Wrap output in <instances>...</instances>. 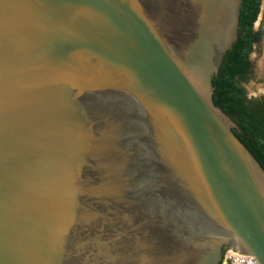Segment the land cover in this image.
<instances>
[{
	"label": "water",
	"instance_id": "1",
	"mask_svg": "<svg viewBox=\"0 0 264 264\" xmlns=\"http://www.w3.org/2000/svg\"><path fill=\"white\" fill-rule=\"evenodd\" d=\"M242 3L0 0V264H264V167L213 99Z\"/></svg>",
	"mask_w": 264,
	"mask_h": 264
},
{
	"label": "trees",
	"instance_id": "2",
	"mask_svg": "<svg viewBox=\"0 0 264 264\" xmlns=\"http://www.w3.org/2000/svg\"><path fill=\"white\" fill-rule=\"evenodd\" d=\"M262 4L263 0H243L238 38L225 53L212 85L215 104L237 123L235 132L264 167V98H249L246 88L252 74L251 53L263 36L262 27L255 30Z\"/></svg>",
	"mask_w": 264,
	"mask_h": 264
},
{
	"label": "rangeland",
	"instance_id": "3",
	"mask_svg": "<svg viewBox=\"0 0 264 264\" xmlns=\"http://www.w3.org/2000/svg\"><path fill=\"white\" fill-rule=\"evenodd\" d=\"M264 28V15L260 17L257 23V29ZM252 74L251 79L246 83V88L249 96L261 97L264 95V33L259 43L255 44L251 54ZM231 248L230 246L228 249ZM227 249V250H228ZM226 253V252H225Z\"/></svg>",
	"mask_w": 264,
	"mask_h": 264
},
{
	"label": "built area",
	"instance_id": "4",
	"mask_svg": "<svg viewBox=\"0 0 264 264\" xmlns=\"http://www.w3.org/2000/svg\"><path fill=\"white\" fill-rule=\"evenodd\" d=\"M222 264H259L254 256L229 248L223 258Z\"/></svg>",
	"mask_w": 264,
	"mask_h": 264
},
{
	"label": "flooded vegetation",
	"instance_id": "5",
	"mask_svg": "<svg viewBox=\"0 0 264 264\" xmlns=\"http://www.w3.org/2000/svg\"><path fill=\"white\" fill-rule=\"evenodd\" d=\"M264 1V0H263ZM263 5V4H262ZM263 15H264V13H263ZM260 29V28H259ZM259 29H256L255 28V30L257 31V30H259ZM262 29H263V33H264V28H263V25H262ZM249 96V95H248ZM249 98H251V99H262V98H264V95L263 96H261V97H252V96H249ZM228 246H230V245H225V247H224V249L226 248V247H228ZM225 255V254H224Z\"/></svg>",
	"mask_w": 264,
	"mask_h": 264
},
{
	"label": "bare ground",
	"instance_id": "6",
	"mask_svg": "<svg viewBox=\"0 0 264 264\" xmlns=\"http://www.w3.org/2000/svg\"><path fill=\"white\" fill-rule=\"evenodd\" d=\"M263 63H264V60H263ZM263 67H264V64H263Z\"/></svg>",
	"mask_w": 264,
	"mask_h": 264
}]
</instances>
